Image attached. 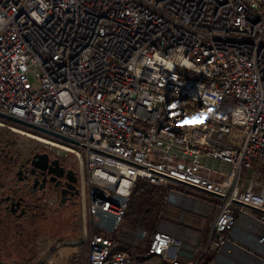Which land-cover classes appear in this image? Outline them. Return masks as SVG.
<instances>
[{
  "label": "built area",
  "instance_id": "built-area-1",
  "mask_svg": "<svg viewBox=\"0 0 264 264\" xmlns=\"http://www.w3.org/2000/svg\"><path fill=\"white\" fill-rule=\"evenodd\" d=\"M0 113L76 143L38 141L76 161L83 234L57 248L86 264H134L112 234L138 180L217 200L202 256L239 217L264 227V179L242 177L264 167V0H0ZM178 245L157 231L147 255L197 264Z\"/></svg>",
  "mask_w": 264,
  "mask_h": 264
},
{
  "label": "crops",
  "instance_id": "crops-1",
  "mask_svg": "<svg viewBox=\"0 0 264 264\" xmlns=\"http://www.w3.org/2000/svg\"><path fill=\"white\" fill-rule=\"evenodd\" d=\"M258 168L263 173L264 167ZM169 191L163 200L155 232L167 233L177 239L179 245L172 251L176 261L199 264L201 259L210 255V264H260L264 245L258 244L256 239L264 237V227L246 216L239 217L236 227L228 235L229 242L219 250L202 256L208 226L216 216L217 200L207 193L179 185H172ZM139 229L134 227L133 238L131 234L113 238L125 250L132 248L137 251V256L150 258L152 256L147 255V245L154 232L140 229L145 232V236L141 237L137 235ZM127 252L134 257L133 251ZM155 258L157 261L154 264H170L169 261Z\"/></svg>",
  "mask_w": 264,
  "mask_h": 264
},
{
  "label": "rangeland",
  "instance_id": "rangeland-1",
  "mask_svg": "<svg viewBox=\"0 0 264 264\" xmlns=\"http://www.w3.org/2000/svg\"><path fill=\"white\" fill-rule=\"evenodd\" d=\"M29 78L33 83L32 73L29 74ZM20 132H26L40 138L43 136L32 130L18 128L0 121V148H5L14 155L20 153L23 156L33 151L44 150L51 156L57 157L53 152L45 150L37 140ZM62 160L76 169V161L73 156H69L67 159L62 158ZM253 172L258 173V179H264V170L262 173L258 170V166L248 170V173L243 171L242 177L250 176ZM32 227L31 230L23 229L22 231H16L13 227L4 228L3 225L0 227L1 263L32 264L42 261L46 257V259L54 260L56 264H86L87 251L85 244L79 247L65 245L57 248V244L62 241H78L82 237L83 229L79 203L72 209H58L57 204H53L50 217L43 222H37ZM132 228L134 229L132 224L123 219L112 235L118 237L123 234H131L130 237L133 238L135 231ZM22 232L23 235H20ZM100 235L106 236L108 234L102 233ZM131 251L134 253V257H132L134 264H154L157 261L154 256L150 258L139 257L136 250L131 248Z\"/></svg>",
  "mask_w": 264,
  "mask_h": 264
},
{
  "label": "flooded vegetation",
  "instance_id": "flooded-vegetation-1",
  "mask_svg": "<svg viewBox=\"0 0 264 264\" xmlns=\"http://www.w3.org/2000/svg\"><path fill=\"white\" fill-rule=\"evenodd\" d=\"M79 186L77 171L44 150L23 156L0 148V227L31 230L50 217L53 204L74 208Z\"/></svg>",
  "mask_w": 264,
  "mask_h": 264
},
{
  "label": "trees",
  "instance_id": "trees-1",
  "mask_svg": "<svg viewBox=\"0 0 264 264\" xmlns=\"http://www.w3.org/2000/svg\"><path fill=\"white\" fill-rule=\"evenodd\" d=\"M8 124L24 129L12 123ZM170 189L169 185H155L145 180H138L132 189L124 219L135 228L155 232L163 200ZM126 250L131 252L130 248ZM210 262L211 256L208 255L201 259L199 264H210Z\"/></svg>",
  "mask_w": 264,
  "mask_h": 264
},
{
  "label": "water",
  "instance_id": "water-1",
  "mask_svg": "<svg viewBox=\"0 0 264 264\" xmlns=\"http://www.w3.org/2000/svg\"><path fill=\"white\" fill-rule=\"evenodd\" d=\"M0 120L6 121L8 123H12V124L17 125V126H21V127L26 128L28 130H32V131H34V132H36L38 134H42V135H45V136L56 138L58 140H62V141L68 142V143L76 144V143H74V142H72V141H70V140H68V139H66L64 137H61L60 135H57V134H55L53 132H50V131L45 130V129H42V128L38 127V126H35L33 124H30V123H27L25 121H22V120H20L18 118L10 116V115H6V114H3V113H0ZM41 157L46 159V155H41ZM53 163H56V161H53ZM191 188L192 189H196L194 187H191ZM196 190L201 191L199 189H196ZM201 192H204V191H201ZM204 193H206V192H204ZM207 194H209V193H207Z\"/></svg>",
  "mask_w": 264,
  "mask_h": 264
},
{
  "label": "bare ground",
  "instance_id": "bare-ground-1",
  "mask_svg": "<svg viewBox=\"0 0 264 264\" xmlns=\"http://www.w3.org/2000/svg\"><path fill=\"white\" fill-rule=\"evenodd\" d=\"M18 132V131H17ZM21 134H23V135H26L27 137H30V138H32V139H35V140H37V141H41V138L40 137H36V136H33V135H30V134H28V133H26V132H20Z\"/></svg>",
  "mask_w": 264,
  "mask_h": 264
}]
</instances>
